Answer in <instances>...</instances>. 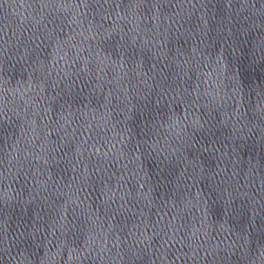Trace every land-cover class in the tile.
Returning <instances> with one entry per match:
<instances>
[{
    "label": "water",
    "instance_id": "water-1",
    "mask_svg": "<svg viewBox=\"0 0 264 264\" xmlns=\"http://www.w3.org/2000/svg\"><path fill=\"white\" fill-rule=\"evenodd\" d=\"M260 0H0V264L102 190Z\"/></svg>",
    "mask_w": 264,
    "mask_h": 264
}]
</instances>
